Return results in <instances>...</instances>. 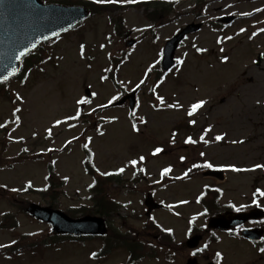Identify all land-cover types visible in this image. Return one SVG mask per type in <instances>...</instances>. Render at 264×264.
Masks as SVG:
<instances>
[{"label":"rangeland","instance_id":"obj_1","mask_svg":"<svg viewBox=\"0 0 264 264\" xmlns=\"http://www.w3.org/2000/svg\"><path fill=\"white\" fill-rule=\"evenodd\" d=\"M164 1L172 14L163 12V21L155 25L140 7L115 12L124 17L122 37L114 35L108 14L93 17L46 48L49 62L23 82L8 84L6 90L16 103L0 98V184L10 193L75 218L81 217L80 209L94 215L95 181L83 166L86 146L99 172L113 179L106 189L107 199L116 202L107 219L114 235L136 234L141 242L151 243L154 233L146 226L144 206L148 194L166 205V211L153 214L155 222L171 230L180 243L194 227L207 226L209 217L199 203L206 186L223 192L218 211H224L223 205L237 211L256 206L264 210V196L259 194L262 200L257 204L253 200L254 190L264 192V168H255L264 165V0H207L202 9L190 0ZM224 16L237 20L220 33L208 26ZM191 23H204V28L186 39L176 53V67L156 81L167 40ZM131 39L136 45L128 48ZM259 54L263 61L256 67ZM115 60L120 64L116 86L108 75L114 73ZM86 89L92 98L85 95ZM134 90L139 91L134 112L128 105L107 110ZM199 101H204L203 106L189 115ZM217 136L223 139L217 141ZM189 137L196 143H187ZM156 148L162 151L154 155ZM195 163H211L213 167L206 170H223L224 180L203 173L185 179V169ZM49 164L58 184L64 185L51 194L46 180ZM169 167L172 170L162 175ZM27 189L41 192L20 194ZM6 217L12 221L0 228V264H127V248L107 253L98 240L56 239L49 248L39 249L42 254L23 249L13 257L7 248L19 235L28 244L53 237L48 225L1 199L0 226ZM113 240L110 245H115ZM221 240L210 251L220 252L223 264H264V254L263 259L257 256L244 240L226 236ZM163 256L138 264H186L191 258L188 250L172 262Z\"/></svg>","mask_w":264,"mask_h":264},{"label":"water","instance_id":"obj_2","mask_svg":"<svg viewBox=\"0 0 264 264\" xmlns=\"http://www.w3.org/2000/svg\"><path fill=\"white\" fill-rule=\"evenodd\" d=\"M88 17L89 11L83 7L44 5L40 0H0V82H5L16 76L23 58L36 50L40 44L53 40L76 28ZM232 20L225 19L223 22L230 23ZM201 28V24H191L167 42L162 63L165 72H168L174 66V56L179 44L187 35L196 33ZM134 45V41L128 43L129 47ZM261 62L262 57L260 56L257 66ZM86 93L91 96L89 91ZM135 97L136 92L125 97L117 105L122 106L129 100L130 110L133 111ZM216 175L217 173L214 171L205 173V176ZM146 206L149 209L148 216L153 210L162 208L161 205L154 202L152 196H148ZM28 212L37 220L53 225L54 231L59 235L105 236L108 233L104 220L98 217H85L74 220L61 211L39 205H31ZM254 213L236 215L225 227L223 226L222 217L213 218L209 222V228L228 230L231 226L242 225L249 219L261 218L262 214ZM256 231L246 230L243 232V236L252 241H260L264 232ZM200 239V237L193 238L188 243L189 247H197Z\"/></svg>","mask_w":264,"mask_h":264},{"label":"trees","instance_id":"obj_3","mask_svg":"<svg viewBox=\"0 0 264 264\" xmlns=\"http://www.w3.org/2000/svg\"><path fill=\"white\" fill-rule=\"evenodd\" d=\"M77 5H83L88 7L91 12L92 15H100V14H105L107 12H114L116 10H121V9H125V10H129L131 7H137V8H143L145 7L146 10V18L151 21L153 23V25H155L158 22H162L163 21V17L162 14L164 12V15L166 14V12L170 13L171 8H169L168 6H166L164 3H160L159 1H145V0H139L137 2H129L127 4L125 3H117V2H107V3H95V2H90V3H81ZM203 3L202 0H199L197 2L196 6H199ZM150 9H153V11H150ZM123 18L121 16H111L110 17V25H114V35L117 37H122L123 36ZM45 58V56L43 57H38V59L34 58L32 61H27V64L25 66V69L27 68H33L35 69L36 66H38L39 64H41L43 61L42 59ZM0 98H4L6 100H8L10 103H15L16 97L13 95L12 92L1 88L0 89ZM177 130V129H176ZM2 145V143H0ZM85 154H86V159L84 161V166L87 170V172L93 176L96 181H97V194H99L98 198H97V206L94 209V211L102 216L108 217L109 216V211L113 208V202L109 201L105 195L107 196V189L106 186L109 183H112V178L110 177H101L98 176L96 169L94 167V163H93V157H92V153L90 150H88L87 148H85ZM49 167V176H48V181H49V192L50 194L52 193V190H55V188H59L61 185V183L58 184L57 181V176L56 173L54 172V168L52 167V165H48ZM194 167L190 168L193 169ZM201 169H199L198 171H200ZM62 182V181H61ZM62 184H64V182H62ZM56 195H54L55 197ZM211 199H207V195L206 197L202 198L201 202L203 203V205L206 207V209L209 212L214 211L215 212V206H217V194L216 193H212L211 194ZM3 199L5 200L11 207H13L15 209V211L25 214L26 216H29L27 213V207H28V203H26L24 200L20 199V196H15L13 193H10L6 188L0 186V200ZM51 205H53L51 203ZM217 208V207H216ZM84 212V209L81 211ZM12 218H5L4 221L2 222L0 228H3L4 226H9L8 224H10V221ZM15 228H18V223H15ZM111 236H113V234H111ZM16 239H18L16 241V245L22 244L25 242V237L22 235H19ZM118 240L115 239V242H121L124 239L121 237L117 238ZM131 245L136 246L135 244H133L130 240ZM14 244V246H15ZM134 258H132L130 261H133Z\"/></svg>","mask_w":264,"mask_h":264},{"label":"flooded vegetation","instance_id":"obj_4","mask_svg":"<svg viewBox=\"0 0 264 264\" xmlns=\"http://www.w3.org/2000/svg\"><path fill=\"white\" fill-rule=\"evenodd\" d=\"M231 211H225L223 212L224 214L229 215ZM263 229L264 230V221L260 220V221H250L249 223L245 224V226L242 227H238L228 233H221V232H211L208 231L207 229H203V227H199L197 228L199 231H196V233L190 232L189 236L187 239L192 238L195 235H198L199 232L203 231L205 232L207 237H215L216 239H218V242H221L222 240V236H226V237H232L236 234V236L238 237V235H241V232L243 229ZM203 241H205V237L203 236ZM202 241V242H203ZM253 247H256L258 249V254H263L264 252H261L260 249H264V242L260 243V244H253ZM184 251V250H183ZM190 256L195 258V264H218L217 262V258L215 257V255L213 253H210L207 249H202L200 251L196 250H191L189 251ZM263 259V257H261Z\"/></svg>","mask_w":264,"mask_h":264},{"label":"snow or ice","instance_id":"obj_5","mask_svg":"<svg viewBox=\"0 0 264 264\" xmlns=\"http://www.w3.org/2000/svg\"><path fill=\"white\" fill-rule=\"evenodd\" d=\"M98 2H100V3H104V2H106V0H98ZM107 2H117V0H107ZM131 2H137V0H131ZM198 51H203V50H202V49H198ZM21 55H23V53H21ZM141 83H143V81H141ZM137 87H139V85H137ZM158 99H160L161 103H163V98L158 97ZM85 102H87V101H78V103H85ZM203 104H204V101H199V102L193 104V105H192V111L189 112V115H192L197 109L201 108V107L203 106ZM172 107H175V105H172ZM193 123H195V122L193 121ZM0 127H3V125H0ZM133 127L135 128V125H133ZM209 131H210V129H209ZM203 139H204V138H203V136H202V137H201V140H203ZM215 139H216L217 141H220V140L223 139V137H222V136H217ZM186 142H187V143H196V141L192 140L191 137H189L188 140H187ZM239 142H240V143H243V141H239ZM205 143H207V141H205ZM234 143H235V141H234ZM161 151H162L161 148H156V149H155V152H154L153 154L155 155V154H157V153H159V152H161ZM201 155H203V153H201ZM143 159H144V157H140V160H141V161H142ZM181 159H183V158H181ZM131 163H132L133 166H135L136 163H137V161L133 160V161H131ZM203 167H206V168H212L213 165H212L211 163H206V164L203 165ZM255 168H264V165H262V164H257V165L255 166ZM171 170H172V169H171L170 167H169V168H165V169L163 170V172H162V175H167ZM232 170H233V171H240V169H236L235 167H233ZM252 170H255V169H252ZM120 171L122 172L123 169H121ZM189 171H190V170H189ZM187 174H188V173L186 172L184 175L187 176ZM29 187H31V185H29ZM259 194H260L261 196H264V192H260ZM237 210H239V209H237ZM168 231H171V230H168ZM260 251H261V252H264V249H260ZM93 255H95V254H93ZM217 255H219V254H217Z\"/></svg>","mask_w":264,"mask_h":264}]
</instances>
